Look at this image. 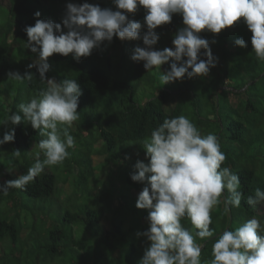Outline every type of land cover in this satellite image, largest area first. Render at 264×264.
<instances>
[{
    "label": "trees",
    "instance_id": "1",
    "mask_svg": "<svg viewBox=\"0 0 264 264\" xmlns=\"http://www.w3.org/2000/svg\"><path fill=\"white\" fill-rule=\"evenodd\" d=\"M69 3L116 11L113 0H0V118L6 120L20 103H27L46 86L36 68H28L37 54L24 46L25 28L34 26L36 19L61 23ZM145 15L139 6L135 14H128L129 19L140 21L141 37L147 32ZM183 27L182 16L173 14L170 23L154 30L159 36L154 50L165 49L164 30L176 34ZM62 31L67 30L62 26ZM198 35L209 42L216 66L205 77L185 74L164 85L158 72H146L143 61L128 63L127 50L144 47L142 39L113 37L79 61L71 54L48 58L46 78L57 83L74 78L81 90L80 119L75 129H69L76 147L69 149L72 158L61 166L46 167L23 190L0 192V264H138L148 242L137 233L148 230V210L135 207L145 185L130 177L138 160L148 163L142 141L164 119L181 114L202 135L216 134L227 156L222 167L229 166L239 176L243 193L241 214L235 208L225 213L222 204L211 212L214 236L197 240L201 260L212 259V245L222 231L258 216L264 202L250 206L246 199L255 189H264V61L252 53L251 33L242 20L218 34ZM239 38L247 47L235 44ZM113 47L120 50L116 59L110 54ZM203 52L200 59H205ZM173 62L161 65L160 72L168 71ZM182 63L183 59L177 66ZM10 72L31 73L33 79L9 80ZM98 96L107 98L101 113L95 109ZM1 129H14L15 135L13 142L0 145V186L27 172L43 139L23 119L19 125L0 124ZM15 150L21 152L19 158L11 155ZM96 157L101 162L95 163ZM261 218L264 222V210ZM187 222L182 221L184 226Z\"/></svg>",
    "mask_w": 264,
    "mask_h": 264
},
{
    "label": "clouds",
    "instance_id": "2",
    "mask_svg": "<svg viewBox=\"0 0 264 264\" xmlns=\"http://www.w3.org/2000/svg\"><path fill=\"white\" fill-rule=\"evenodd\" d=\"M113 3L116 11L89 3H69L61 23L36 19L34 26L25 28L24 46L37 54L28 68H36L39 80L46 86L27 103L18 105L22 116L8 114L0 124L19 125L23 119L32 129L39 130L43 139L37 144L36 159L27 172L0 186L4 195L11 189L23 190L46 167L61 166L71 157L69 149L76 147L69 129L80 119L77 108L81 90L74 78H65L62 83L46 78L50 69L48 58L53 54L64 57L71 54L79 61L102 43H110L113 37L120 41L142 39L144 47L135 48L131 60L143 61L146 72H158L160 84L164 85L181 80L185 74L188 78L207 76L216 61L209 42L198 34L202 31L218 34L242 20L251 33L252 53L257 60L264 61V0H113ZM138 6L146 12L147 32L142 37L140 21L128 18ZM173 14L182 16L184 27L174 36L172 48L154 50L159 39L154 30L170 23ZM39 16V12L35 13V17ZM235 44L247 47L242 38ZM202 49L205 59H200ZM182 59L183 63L177 66ZM170 60L174 62L169 70L161 73L160 66ZM7 75L16 82L33 79L31 73ZM14 135V129L6 131L0 145L13 142ZM142 145L148 163L138 160L135 174L130 177L133 182L145 185L135 207L148 210V230L137 233L148 242L138 264H264V222L255 216L234 230L222 231L212 245V259L201 260V245L197 240L206 241L214 236V230L210 229L212 210L221 204L225 213L230 208H239L243 197L239 176L229 166L222 167L227 156L215 133L202 135L181 114L164 119ZM11 155L19 158L21 152L15 150ZM262 202L264 189L261 188L246 199L250 206ZM185 220L191 229L184 226Z\"/></svg>",
    "mask_w": 264,
    "mask_h": 264
},
{
    "label": "rangeland",
    "instance_id": "3",
    "mask_svg": "<svg viewBox=\"0 0 264 264\" xmlns=\"http://www.w3.org/2000/svg\"><path fill=\"white\" fill-rule=\"evenodd\" d=\"M164 32V34H165V36H166V47L165 48H172V40H173V38H174V36L176 35L173 31H171V30H164L163 31ZM119 52H120V50H119V48H117V47H113L112 48V50H111V52H110V54H112V57L113 58H118L117 56H119ZM127 53H128V57H127V60H128V63L129 64H132V62H133V60H131V56L134 54V52L133 51H131V50H127ZM116 61V60H115ZM62 69V68H61ZM60 69V70H61ZM128 69H129V67H128ZM123 73H125V69L123 70ZM51 79H53V78H51ZM54 80V79H53ZM55 81V80H54ZM56 82V81H55ZM57 83V82H56ZM240 84H241V82H240ZM152 89V86H150L149 88H148V90L149 91H152L151 90ZM107 98H104V97H100V96H98V97H96V102H97V106H96V108L95 109H98V113H101V112H103L104 111V108H105V102L106 101H104V100H106ZM12 101V98L11 99H9V103ZM104 107V108H103ZM13 113H15V114H18V108L16 109V110H14L13 111ZM20 114V113H19ZM7 119V118H6ZM0 120H5V118H3V117H1L0 118ZM217 120L220 122V118H217ZM77 121H75V122H73V125H72V127H71V129L73 128V129H75L76 127H75V124H77L76 123ZM2 125V124H1ZM4 126H10V123H4L3 124ZM221 125V124H220ZM6 131H8V129L6 130ZM4 129H3V131H2V129L0 130V139H2L3 138V135H4V133L6 132ZM98 145L96 144L95 145V147H97ZM77 149V148H76ZM83 149V148H82ZM70 151V150H69ZM38 152V151H37ZM70 158H72V157H70ZM95 163H99V162H101V160H102V158L101 157H96L95 159ZM216 209V207L212 210V211H214ZM263 210H264V206L263 207H260V209L258 210V219H260L261 221H262V218H261V214H262V212H263ZM215 212V211H214ZM235 212L238 214H241V209H240V207L239 208H235ZM185 227H187V228H189V229H191V225H190V223L189 222H187V224H186V226ZM210 229H212L213 230V227H212V225H210ZM81 264V263H80Z\"/></svg>",
    "mask_w": 264,
    "mask_h": 264
}]
</instances>
